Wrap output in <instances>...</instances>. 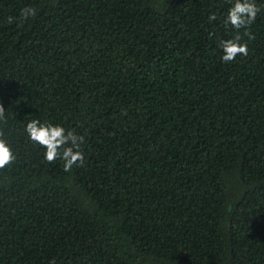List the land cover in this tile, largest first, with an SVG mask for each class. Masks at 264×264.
Here are the masks:
<instances>
[{
	"label": "trees",
	"instance_id": "1",
	"mask_svg": "<svg viewBox=\"0 0 264 264\" xmlns=\"http://www.w3.org/2000/svg\"><path fill=\"white\" fill-rule=\"evenodd\" d=\"M233 2L0 0V264H264V0L225 63ZM32 119L84 166L47 163Z\"/></svg>",
	"mask_w": 264,
	"mask_h": 264
},
{
	"label": "clouds",
	"instance_id": "2",
	"mask_svg": "<svg viewBox=\"0 0 264 264\" xmlns=\"http://www.w3.org/2000/svg\"><path fill=\"white\" fill-rule=\"evenodd\" d=\"M260 8L255 3V0H234L231 7L228 9L225 18V24H230L232 28L237 30L236 35L230 39L221 40L220 47L223 50L221 57L222 62L230 63L238 55L246 56L248 54L247 42H241L242 36L239 33L240 29H245L243 35L249 39H254V35L248 31L249 26L255 22ZM37 14V9L31 6H25L20 10L19 17H8L6 23L11 24L14 19L22 24L29 18H34ZM216 15L210 14L209 20L214 21ZM0 122L6 123L5 109L0 104ZM29 139L45 149L44 160L47 163H53L57 159L64 162V170L71 171L73 166H84V154L80 145L84 142V137L78 135L74 130H66L63 126L52 124L50 122H41L38 119L28 121L25 127ZM16 160V155L11 146L4 138V131L0 129V169H4ZM50 264H55L51 261Z\"/></svg>",
	"mask_w": 264,
	"mask_h": 264
}]
</instances>
